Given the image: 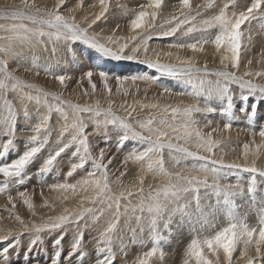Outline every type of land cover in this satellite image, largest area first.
<instances>
[{
	"label": "snow or ice",
	"instance_id": "6c2138e0",
	"mask_svg": "<svg viewBox=\"0 0 264 264\" xmlns=\"http://www.w3.org/2000/svg\"><path fill=\"white\" fill-rule=\"evenodd\" d=\"M256 35L264 37V0H21L0 9V194L19 225L3 226L0 216V264H13L20 249L47 253L28 264H166L161 242L174 227L188 234L182 264H264V126L258 144L254 131L264 120V68L245 63ZM168 38L167 51L150 44ZM207 47L219 68L198 62ZM21 72L43 73L58 87ZM73 82L76 102L64 95ZM141 83L145 101L128 104ZM153 87L160 91L147 102ZM174 96L195 102H164ZM116 97L125 99L117 105ZM213 113L223 127L204 132L196 116ZM238 115L253 140L225 162L213 133L230 130ZM118 157L123 171L112 170ZM126 173L134 175L127 185ZM149 175L158 183L145 188ZM37 191L41 207L58 202L62 211L37 221ZM243 196L246 207L236 202ZM70 197L78 207L64 206ZM137 247L147 250L129 260Z\"/></svg>",
	"mask_w": 264,
	"mask_h": 264
},
{
	"label": "rangeland",
	"instance_id": "374dc122",
	"mask_svg": "<svg viewBox=\"0 0 264 264\" xmlns=\"http://www.w3.org/2000/svg\"><path fill=\"white\" fill-rule=\"evenodd\" d=\"M21 0H0V9L6 7V6H10L13 4H20ZM37 2L39 3L40 0H37ZM142 2H147V0H142ZM203 0H192L193 5L195 6L196 4H200L202 3ZM130 6H134V5H130ZM165 14L169 11V9H165ZM258 25L259 22L258 21H253L252 22V28L253 30L258 29ZM126 33H121V35H124ZM172 42L171 38L168 39H162V40H153L150 42L151 46L156 47V46H160L162 48H164L165 51H167L166 45L168 43ZM262 49H264V37H261L259 35L254 36V43H253V47L251 52L248 54V56L245 58V63L246 60L248 58H251L253 60V64L250 66V70L252 71H259L262 68H264V61H261V53H262ZM77 53H79L80 49L77 48L76 49ZM175 51V50H173ZM182 56L185 55H191V52H181L180 53ZM214 50L211 47H207V51L205 54L203 55H199L197 57L198 62L203 65L204 61L207 59L208 61V67L209 68H219L220 64H219V59L218 57L214 59ZM41 56V63L44 62V53H40ZM80 59L82 61H84L85 65L87 66V61L84 60V57L81 56ZM99 63V62H97ZM133 68H135L136 66H132ZM246 70L244 67L241 68V73ZM81 71H83V69L77 70L72 72L71 74L74 75L75 77H79ZM24 79L28 80L29 82H34L44 88L47 89H51V90H56L57 89V85H54L53 82L51 81L50 78L46 77L43 73H41V75L39 77H35L31 74H26V73H19ZM257 82H262L259 80V78H256ZM84 87H88L87 83L85 82ZM146 87V85H144L143 83L140 84V88H141V93L139 95H130L129 97L126 98L127 103L128 104H133L134 100H141V101H145V96L143 93V89ZM76 88V84L75 82H73L67 89V91L64 92V95L68 98L73 99L74 102H76V97L73 95V89ZM160 91V89H157L155 87L149 89L148 93H147V102H151L152 98L154 96V94H158V92ZM125 98L122 97H116L117 100V105H119L120 103L123 102ZM83 100H89L88 97H84ZM250 100L254 101V98H250ZM83 102V101H81ZM164 102L171 104V105H177V104H188V103H194L195 101L189 97V96H183V97H171V98H167ZM203 103V101L201 100V104ZM235 103H236V112L237 114H239V108L241 106H243V102L239 99V96L237 95V97L235 98ZM213 106H215L213 104ZM264 109H262L263 111ZM144 115L147 114V110H145L143 112ZM196 119L200 121V127L202 128V130L204 132H209L212 130V128L216 127L217 124L220 125V127H223V123L225 122V120L218 114V113H213V114H209L207 116L204 115H197ZM53 120H55V115L53 117ZM207 120H212L213 124L211 127H204V125L206 124ZM262 121V122H261ZM256 125L254 127V131H256L257 135L255 136V141L256 143H260V137L258 135L259 130H260V126H264V120H260L256 122ZM99 138V137H98ZM213 138L215 139H221L224 144H223V151H216V155L217 156H223L225 159V162H231L233 160H236L237 157L240 156L241 152L243 151V144L245 143H249L251 145V142L253 140V136L251 134V132L248 129V125L247 122L244 120V118L242 116L238 115V118L233 121V127L228 130V131H223V132H215L213 133ZM95 143V141H93ZM103 146V145H101ZM254 147V145H253ZM234 149V151H233ZM120 159H122V157H118L117 161L115 162V164L112 166V170L116 171L117 168H119L121 171H123L124 169L120 166ZM38 165L37 164H33L31 166V171H35L36 167ZM257 166L258 167H264V157H262L261 159H259L257 161ZM130 168H133V172L135 174V169L134 166H129ZM238 175H240L241 179L246 181L249 178V174L247 173H239ZM134 178V175H128L126 173V178H124V183L127 185L129 184ZM50 179V177H49ZM229 179L231 181H235L236 177L235 175L230 176ZM259 179V178H258ZM33 183H35V180L33 179L32 181ZM158 183V180H154L150 175L146 177V183H145V188L148 187L149 184H156ZM31 187V186H29ZM45 195L46 196H50L53 199L59 195V193H54V192H49L47 190V188L44 189ZM13 195H15V192H13ZM34 199V203L37 205L36 208V219L37 221H39L41 216H46L49 214H59L60 211H62L61 206L59 205V203L57 202L56 204V208L54 210H49L47 208L41 207L42 205V199L39 196V192L37 191L36 195H34L33 197ZM247 200L248 197L247 196H243V197H238L236 202L239 205H242L244 207H246L247 204ZM7 203L6 201V194H0V216L5 217L3 223V226H7V227H19V225L12 219L8 218V212L4 211V205ZM79 198L76 199H72L70 197V200L65 202L64 206L69 207V208H74V207H78L79 206ZM87 206V205H86ZM9 208H11V205H8ZM244 207H242V209L244 210ZM17 211L23 216V218L28 219L30 217V213L27 209L26 206H23L22 204L18 203L17 204ZM254 215V214H253ZM178 219V218H177ZM255 219H250V223H255L256 221H254ZM185 230V231H184ZM179 232V233H178ZM182 232V233H181ZM167 235V234H166ZM185 235V236H184ZM178 236V237H177ZM184 238H183V237ZM173 238H176V241L174 242ZM86 239H88V237H86ZM178 242V243H177ZM188 242V235H187V231L186 229H177L176 227L173 228L171 235L168 236V238L164 241L161 242V246L163 247V250L167 251L166 256H165V261L166 264H182V259H183V249L186 247V243ZM171 244L174 245H178L177 251L180 250L179 254L178 252H176L174 255L170 253L169 249L171 247ZM3 245L0 244V247H2ZM65 246H67V244H65ZM151 244L148 243L147 247H150ZM89 247L91 248V245H89ZM147 247L145 248H134L131 249L130 254H129V260L134 259L136 254H139L140 252L147 250ZM46 255L47 253L44 252H34L32 254L29 255V257H25L23 254V249L18 250V254L16 256L13 257V264H28L29 259H41V260H45L46 259ZM179 257H178V256ZM239 255V253H234V258L237 257ZM170 256V257H169ZM172 256L173 257V263L170 262V259ZM237 264H243V261H238Z\"/></svg>",
	"mask_w": 264,
	"mask_h": 264
},
{
	"label": "bare ground",
	"instance_id": "6f19581e",
	"mask_svg": "<svg viewBox=\"0 0 264 264\" xmlns=\"http://www.w3.org/2000/svg\"><path fill=\"white\" fill-rule=\"evenodd\" d=\"M66 97V96H65ZM264 111V110H263ZM262 122V121H261ZM241 210H243V209H241ZM253 220V219H252ZM250 221V220H249ZM255 221V220H254ZM185 231V230H184ZM179 233V232H178ZM182 233V232H181ZM188 235V234H187ZM185 236V235H184ZM178 237V236H177ZM183 237V236H182ZM184 238V237H183ZM173 240H174V242L176 241V238H173ZM178 243V242H177ZM177 248H178V245H174V244H171V247H170V249H169V251H170V253L171 254H175L176 252H178V254H179V252H180V250L179 251H177ZM166 253H167V251H166ZM178 256V255H177ZM170 257V256H169ZM173 257L174 256H172L171 258H169L170 259V262H172L173 263ZM179 257V256H178Z\"/></svg>",
	"mask_w": 264,
	"mask_h": 264
}]
</instances>
